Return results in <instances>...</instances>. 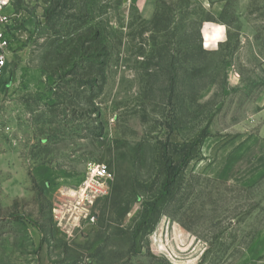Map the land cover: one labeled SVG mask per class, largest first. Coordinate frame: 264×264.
<instances>
[{
    "label": "rangeland",
    "instance_id": "1",
    "mask_svg": "<svg viewBox=\"0 0 264 264\" xmlns=\"http://www.w3.org/2000/svg\"><path fill=\"white\" fill-rule=\"evenodd\" d=\"M221 4L11 0L0 264H264V0ZM91 162L109 192L64 233Z\"/></svg>",
    "mask_w": 264,
    "mask_h": 264
},
{
    "label": "built area",
    "instance_id": "2",
    "mask_svg": "<svg viewBox=\"0 0 264 264\" xmlns=\"http://www.w3.org/2000/svg\"><path fill=\"white\" fill-rule=\"evenodd\" d=\"M11 0H0V78L8 67L9 40L6 28L11 16L7 9ZM112 174L107 166L91 162L87 164L83 180L74 188H65L58 203L52 209L55 226L64 233L77 230L81 225L92 226L96 216L91 213L94 203L106 196L110 189Z\"/></svg>",
    "mask_w": 264,
    "mask_h": 264
},
{
    "label": "crops",
    "instance_id": "3",
    "mask_svg": "<svg viewBox=\"0 0 264 264\" xmlns=\"http://www.w3.org/2000/svg\"><path fill=\"white\" fill-rule=\"evenodd\" d=\"M216 5L213 9V17L219 18L223 5L221 0H215ZM202 39L206 47L213 46L215 44L221 43L226 34V28L222 23L216 22H205L202 25ZM261 137H264V126L261 129Z\"/></svg>",
    "mask_w": 264,
    "mask_h": 264
}]
</instances>
